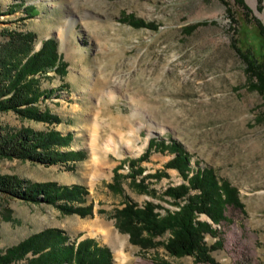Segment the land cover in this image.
Returning <instances> with one entry per match:
<instances>
[{"label": "rangeland", "instance_id": "rangeland-1", "mask_svg": "<svg viewBox=\"0 0 264 264\" xmlns=\"http://www.w3.org/2000/svg\"><path fill=\"white\" fill-rule=\"evenodd\" d=\"M125 16L157 29L134 27ZM7 31L36 34V50L54 39L68 68L65 76L51 72L42 79L53 93L38 104L62 122L10 111L0 113L2 125L70 133L73 141L65 150L78 161L48 166L1 158L0 174L83 185L93 214H64L45 202L0 194V254L57 227L78 241L107 245L112 264H211L170 256L163 246L141 250L116 226L113 212L127 198L153 202L163 214L179 209L164 195L184 183L177 169L165 168L175 154L154 146L140 160L150 140L158 139L176 142L194 169L212 168L238 190L243 208L228 207L219 224L200 217L216 229L206 242L222 239L212 253L216 262L264 264V93L256 87L257 75L264 74V0H1L0 43L8 40ZM139 168L138 181L146 178L155 194L140 191L128 176L120 180L122 192L110 186L115 169L128 175ZM157 171L164 176H147ZM95 222L110 228L111 237L92 232Z\"/></svg>", "mask_w": 264, "mask_h": 264}, {"label": "trees", "instance_id": "trees-1", "mask_svg": "<svg viewBox=\"0 0 264 264\" xmlns=\"http://www.w3.org/2000/svg\"><path fill=\"white\" fill-rule=\"evenodd\" d=\"M32 6L27 5L25 8L29 10ZM124 21L137 28L157 29L155 24L143 19L125 16ZM5 36L8 40L0 43V113L13 111L24 119L50 124L62 122L57 115L38 107L40 101L50 98L53 93L42 87V79L51 72L62 76L67 74L68 64L58 53L57 42L54 39L45 40L41 48L36 50L37 35L32 32L7 31ZM257 76L260 85L256 87L264 93V74L259 73ZM72 141L70 133L64 134L54 129L36 131L29 127L8 129L0 120V159L18 158L48 166L78 161L73 158L74 151L65 150L71 147ZM154 146L170 149L175 154L165 164V168L177 169L184 183L170 186L164 195L171 197L179 209L167 210L163 214L153 202L140 205L127 198L113 212L117 228L129 234L130 242L140 246L141 250L163 246L170 256L189 255L195 257L197 262L218 264L212 253L221 249L222 239L209 245L205 240L206 234L214 236L216 229L200 217L206 215L213 223L219 224L226 220L225 211L228 207L243 208L237 188L220 179L212 168L194 169L189 154L176 142L151 139L149 149L140 160H144ZM75 153L81 154L80 151ZM130 165L135 166L133 160ZM164 173L157 171L147 176L159 179ZM140 174V168L128 175H122L115 169L116 181L110 186L122 192L120 180L128 176L131 184L140 191L155 194L146 178L138 181ZM0 194L30 203L45 202L58 207L64 214H79L82 217L93 214V202L86 205L89 192L83 185L29 182L14 175L0 174ZM166 233H170L166 241L157 240ZM112 263L113 256L107 246L90 238L78 241V237L73 238L67 231L57 227L34 233L0 254V264ZM162 264L167 262L163 261Z\"/></svg>", "mask_w": 264, "mask_h": 264}, {"label": "bare ground", "instance_id": "bare-ground-1", "mask_svg": "<svg viewBox=\"0 0 264 264\" xmlns=\"http://www.w3.org/2000/svg\"><path fill=\"white\" fill-rule=\"evenodd\" d=\"M249 1H251V2H253V3H256V0H249ZM95 225H93L92 226V228L90 229L92 232H101L102 234H104L105 235V237H111V233H112V231H111V229L110 228H108V227H104L103 225H101L99 222H95L94 223ZM91 233V232H90ZM119 251V250H118ZM120 260V255H119V253H118V261Z\"/></svg>", "mask_w": 264, "mask_h": 264}, {"label": "crops", "instance_id": "crops-1", "mask_svg": "<svg viewBox=\"0 0 264 264\" xmlns=\"http://www.w3.org/2000/svg\"><path fill=\"white\" fill-rule=\"evenodd\" d=\"M100 245H102V244H100ZM103 246H107V245H103ZM108 247V246H107Z\"/></svg>", "mask_w": 264, "mask_h": 264}]
</instances>
